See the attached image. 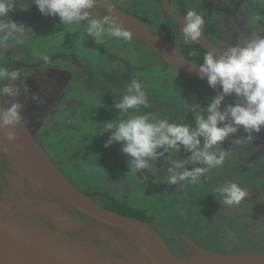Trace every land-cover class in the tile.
<instances>
[{
  "label": "flooded vegetation",
  "instance_id": "1",
  "mask_svg": "<svg viewBox=\"0 0 264 264\" xmlns=\"http://www.w3.org/2000/svg\"><path fill=\"white\" fill-rule=\"evenodd\" d=\"M98 1L93 15H110ZM108 1L138 18L192 63L195 61L190 60L191 53L204 56L208 51L197 41L184 43L183 23L165 10L162 0ZM166 5L182 19L189 11L199 13L204 18L200 37L221 51L257 32L264 34L257 18L248 22L246 0H166ZM226 14L236 24L233 31L224 24L229 20ZM9 15L13 21L30 25L32 31L20 37L19 44L14 35L0 34V67L19 70L29 85L30 94L37 93L44 98L45 102L38 104L20 97L25 105V124L80 190L101 205L112 196L142 210L175 254L189 255L181 253L179 248L187 240L210 250L218 247L215 251L223 253H264V129L245 148L233 144L231 139L224 142L220 146L227 153L223 166L209 170L196 183L189 181L182 187L156 183L147 170V180L139 174L138 177L127 175L129 158L120 152L119 143L104 147L110 133L103 131L106 123H115L121 118L111 106L114 99L125 93L131 79L142 80L149 97V107L141 108L142 113L149 112L153 118L167 117L178 123L193 122L195 104L206 106L215 90L207 82L172 67L148 43L134 36L128 42L107 37L98 43L82 36L83 25L63 26L58 17L42 16L35 5L27 12L16 10ZM35 41L46 44L40 48L42 51L35 48ZM198 45L202 52L195 51L199 50ZM45 51L50 53L42 56ZM231 100L229 97L228 101ZM236 135L245 134L241 129ZM168 155L174 156L171 151ZM184 155L180 153L175 158L182 159ZM8 171V160L2 155L0 198L10 184ZM225 181L239 183L248 190L249 196L240 206L217 202L216 188ZM143 196L149 202L139 204L137 198ZM36 197H42L40 191ZM156 203L160 210L167 209L160 222L155 220L157 212L151 210ZM73 212L84 218L82 213ZM169 212L173 214L171 219ZM92 221L110 229L115 236L123 234ZM42 224L59 231L53 220Z\"/></svg>",
  "mask_w": 264,
  "mask_h": 264
},
{
  "label": "clouds",
  "instance_id": "2",
  "mask_svg": "<svg viewBox=\"0 0 264 264\" xmlns=\"http://www.w3.org/2000/svg\"><path fill=\"white\" fill-rule=\"evenodd\" d=\"M96 3L97 0H0V34L14 35L19 44L20 37L32 28L13 21L9 13L27 12L35 5L42 16L58 17L63 26L83 25L84 38L91 37L98 43L107 37L130 41L132 34L118 17L93 15ZM203 25L204 18L189 11L181 28L184 43L196 42ZM195 66L199 79L206 80L216 94L203 108L195 104L193 122L178 123L142 113L141 108L147 109L150 101L144 82L137 78L130 80L118 102L114 99L111 107L121 118L106 123L103 133L110 134L104 147L120 144V152L129 158L127 175L139 174L147 180V170L156 183L179 187L189 181L196 183L209 170L223 166L227 153L220 146L224 142L231 139L233 144L245 148L264 129V34L257 32L237 44H229L220 54L209 50L203 62ZM22 96L38 104L45 102L39 94H30L19 70L0 67V131L9 143L17 139V126L26 123ZM241 129L245 135L237 136ZM7 151L5 147L0 156ZM169 151L174 156L170 157ZM180 153L185 154L184 158H175ZM216 193L217 202L226 206H240L249 196L246 188L230 181L220 184Z\"/></svg>",
  "mask_w": 264,
  "mask_h": 264
},
{
  "label": "water",
  "instance_id": "3",
  "mask_svg": "<svg viewBox=\"0 0 264 264\" xmlns=\"http://www.w3.org/2000/svg\"><path fill=\"white\" fill-rule=\"evenodd\" d=\"M162 1L165 10L183 23V19L166 5V0ZM98 4L110 15L118 17L131 33L139 35L138 39L148 43L169 65L199 79L196 64L184 58L174 45L154 35L151 28L138 18L119 9L108 0H99ZM96 17L102 18L99 15ZM150 40L162 44L167 56L159 52ZM197 42L208 51L217 54L222 52L202 37ZM16 131L15 141L11 143L0 141V151L7 147L5 156L8 166L18 170L24 177L30 192L32 208L37 214L28 213L13 200L0 198V264H249L247 255L253 252L223 253L205 249L194 243L193 253L175 254L151 221L119 214L97 203L80 190L59 168L26 124L18 125ZM15 144H20L21 147L14 148ZM38 191L50 193L61 204L70 208L67 210L78 211L88 219L123 232L135 246L130 247L118 241L113 247L118 252H108L65 231L46 227L39 217H35L36 215L45 217L44 212L38 207L36 197ZM64 213L68 218L63 219L82 222L77 215L68 211ZM57 216L60 219L63 217ZM60 219L52 218L57 228L64 224H61ZM148 234L160 239L167 251L154 246L147 237ZM253 254L264 256V253Z\"/></svg>",
  "mask_w": 264,
  "mask_h": 264
},
{
  "label": "rangeland",
  "instance_id": "4",
  "mask_svg": "<svg viewBox=\"0 0 264 264\" xmlns=\"http://www.w3.org/2000/svg\"><path fill=\"white\" fill-rule=\"evenodd\" d=\"M226 15L229 20L227 22H224V24L227 29H229L230 31H233V27H236V24L232 20H230V17H229L230 14H226ZM33 44L35 48L38 49V52L42 51V49L40 48L46 45L39 41H35ZM47 52L50 53L49 51H45V53H41V55L44 56L48 54ZM91 148L94 149V146H91ZM89 152H92V150H89ZM8 170L9 171L7 173V176H8V180L10 184H9L8 189L6 190L7 193H5L3 197L9 200H13L16 204L21 206L28 213L35 214L36 212L34 213V209L32 208V200L30 198V192H29V189H28V186H27V183L24 177L20 174L18 170L14 169L13 167L10 168L8 166ZM40 193L42 197H40L37 201L39 205L38 207L41 210V212L42 211L44 212L45 217L44 216L41 217V215L40 216L36 215L35 217L37 218L39 217L38 219L41 222L43 221L50 222L52 221V218L54 217L55 218L57 217L58 219H60L57 215L63 216L60 220L62 221L61 224L62 223L64 224L58 227L59 230L63 232L65 231L66 233L73 235L80 240L93 243L97 247L105 251H108V252H113V253L118 252L117 250L113 248L114 245L118 241L123 242L124 245H128L130 247L135 246V244L130 239H128V237L124 233L119 236L117 235L115 236V234L112 233L110 229L103 227L101 225L95 224L91 219H88L85 216L84 218L80 217V219H82V222L80 221V223L74 222L68 219H63L64 217L68 218V216L64 213V211L66 212L68 211L69 213L74 214V215L76 214L73 212V210H67V209H70L67 205H63L59 201L54 200V197L50 193L46 191H43V192L40 191ZM152 199L154 198L152 197ZM194 201H195V198H194ZM137 202L139 204H143L145 202H149V198L147 196L139 197L137 198ZM164 204L166 205V208H169V204L167 202H164ZM154 206L155 207H153L151 210L152 212H157L155 213L157 214V216L155 217V220L159 222L163 221V218L165 217L164 210L167 211V209L163 208V211L160 210L162 208H159L160 205L157 203L154 204ZM54 207H58L59 209L58 210L57 208L54 209ZM157 207L159 209H157ZM172 217H173V214L169 212V218L171 219ZM55 223L58 224V222H55ZM174 224L177 225V223H174ZM96 241L101 242L102 244L98 246ZM179 248H181V253L183 254H191L195 251V246L190 240H187L184 243L181 242ZM217 248L218 247H214V246L212 247V249H215V250H218Z\"/></svg>",
  "mask_w": 264,
  "mask_h": 264
},
{
  "label": "trees",
  "instance_id": "5",
  "mask_svg": "<svg viewBox=\"0 0 264 264\" xmlns=\"http://www.w3.org/2000/svg\"><path fill=\"white\" fill-rule=\"evenodd\" d=\"M246 7L248 10V22L257 18L258 22H260L264 27V0H246ZM197 47L199 50H195V51H201V52L203 51L199 45ZM203 49H205V48H203ZM191 54H192L193 58H191V57H189V58H190V60L195 61L196 65L197 64L199 65L200 63L203 62V56L202 55L195 54V53H191ZM103 206L106 208H109V209H111V210H113L119 214H123V215H127V216H134V217H137V218L142 219V220H150V218L142 210L134 209V208L130 207L126 202L121 201L119 199H116L115 197H112V196H110V198H108V199L106 198ZM200 247H205V246L201 245ZM205 249H209V248L205 247Z\"/></svg>",
  "mask_w": 264,
  "mask_h": 264
},
{
  "label": "bare ground",
  "instance_id": "6",
  "mask_svg": "<svg viewBox=\"0 0 264 264\" xmlns=\"http://www.w3.org/2000/svg\"><path fill=\"white\" fill-rule=\"evenodd\" d=\"M135 38H139V35H137L135 32L131 33ZM154 46L156 47V49L161 52L164 56H167V53L165 51V48L163 47L162 44L160 43H154ZM0 141L2 142H8L5 139L4 136V132L0 131ZM147 237L151 240V242L153 243L154 246L162 248L164 251H167V248L164 246V244L162 243V241L160 239H158L157 237L148 234ZM247 262L249 264H264V256L259 257L253 253H250L247 255Z\"/></svg>",
  "mask_w": 264,
  "mask_h": 264
}]
</instances>
